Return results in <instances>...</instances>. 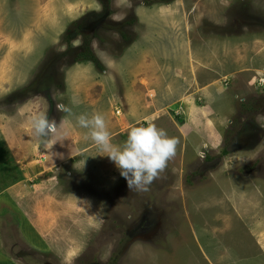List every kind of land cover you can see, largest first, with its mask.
I'll use <instances>...</instances> for the list:
<instances>
[{
  "label": "rangeland",
  "instance_id": "1",
  "mask_svg": "<svg viewBox=\"0 0 264 264\" xmlns=\"http://www.w3.org/2000/svg\"><path fill=\"white\" fill-rule=\"evenodd\" d=\"M253 105L264 0H0L1 248L18 264H264V137L224 141ZM81 113L119 146L154 123L176 154L130 191ZM39 114L55 136L35 135Z\"/></svg>",
  "mask_w": 264,
  "mask_h": 264
},
{
  "label": "clouds",
  "instance_id": "2",
  "mask_svg": "<svg viewBox=\"0 0 264 264\" xmlns=\"http://www.w3.org/2000/svg\"><path fill=\"white\" fill-rule=\"evenodd\" d=\"M114 22L120 23L125 17L113 15ZM53 99L56 93L53 92ZM72 104L78 101L73 98ZM59 112L73 115L72 109L63 103H56ZM80 128L88 129L89 136L103 156H107L120 171V175L127 181L130 191L146 192L150 185L160 177L168 162L175 156L178 140L169 137L164 129L154 123L147 126L132 127L122 146L112 143V136L108 130L105 117L95 113L91 116L81 113L75 117ZM31 126L37 137L47 140L58 132L55 119H49L46 114L32 117Z\"/></svg>",
  "mask_w": 264,
  "mask_h": 264
},
{
  "label": "flooded vegetation",
  "instance_id": "3",
  "mask_svg": "<svg viewBox=\"0 0 264 264\" xmlns=\"http://www.w3.org/2000/svg\"><path fill=\"white\" fill-rule=\"evenodd\" d=\"M260 110L261 107H259L258 105H253L252 107H244L243 111H245L246 113L243 115L244 117H241L238 121H230L231 128L236 131L235 137H231L232 133L230 134V132H227L224 141H228V143L235 142L236 144L242 142L244 144L243 146L247 148L251 146L255 147L258 143L255 144L254 140H256V142H260L264 137V124L261 125L258 123V121H256L259 118V115L264 113V110ZM204 155V158L206 159L205 161H207L206 153H204ZM214 161L215 159H211L210 165ZM261 164L262 165H260V167L263 168L264 165L263 163ZM247 165L250 166V164ZM255 167H249V171H253Z\"/></svg>",
  "mask_w": 264,
  "mask_h": 264
},
{
  "label": "crops",
  "instance_id": "4",
  "mask_svg": "<svg viewBox=\"0 0 264 264\" xmlns=\"http://www.w3.org/2000/svg\"><path fill=\"white\" fill-rule=\"evenodd\" d=\"M1 241H3L0 238V264H18V260H16L17 258L15 256H13L12 254H6L5 248H1L3 246H1Z\"/></svg>",
  "mask_w": 264,
  "mask_h": 264
},
{
  "label": "trees",
  "instance_id": "5",
  "mask_svg": "<svg viewBox=\"0 0 264 264\" xmlns=\"http://www.w3.org/2000/svg\"><path fill=\"white\" fill-rule=\"evenodd\" d=\"M88 52H89V51H88ZM88 52H87V53H88ZM91 55H92V54H91ZM83 56H85V54H84ZM226 152H227V149H224L222 153H226Z\"/></svg>",
  "mask_w": 264,
  "mask_h": 264
},
{
  "label": "built area",
  "instance_id": "6",
  "mask_svg": "<svg viewBox=\"0 0 264 264\" xmlns=\"http://www.w3.org/2000/svg\"><path fill=\"white\" fill-rule=\"evenodd\" d=\"M121 110H117V114H120Z\"/></svg>",
  "mask_w": 264,
  "mask_h": 264
}]
</instances>
